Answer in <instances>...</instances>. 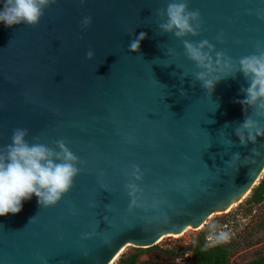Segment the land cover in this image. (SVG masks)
<instances>
[{
	"label": "water",
	"instance_id": "water-1",
	"mask_svg": "<svg viewBox=\"0 0 264 264\" xmlns=\"http://www.w3.org/2000/svg\"><path fill=\"white\" fill-rule=\"evenodd\" d=\"M168 2L56 0L36 26L0 22V147L26 128L30 143L63 139L82 161L56 205L41 207L33 195L19 213L0 216V264H111L126 246L203 226L262 177L264 137L245 147L234 131L245 119L235 101L249 81L241 72L208 94L182 40L158 26ZM188 3L203 25L184 39H207L237 61L264 43V0ZM141 32L140 51H129ZM131 182L140 191L129 210Z\"/></svg>",
	"mask_w": 264,
	"mask_h": 264
},
{
	"label": "clouds",
	"instance_id": "clouds-1",
	"mask_svg": "<svg viewBox=\"0 0 264 264\" xmlns=\"http://www.w3.org/2000/svg\"><path fill=\"white\" fill-rule=\"evenodd\" d=\"M55 2L56 0H3L0 22L9 27L18 24L36 26L44 16V10ZM157 15L160 17L157 23L161 31L174 33L182 40L184 55L198 69L192 72V76L208 94L212 95L216 85L222 80L235 78L238 73H243L250 86L241 87V92L246 94V98L235 102L244 106L245 119L236 125L234 131L241 145L247 147L249 142L256 144L258 137H264V122L254 119L253 115L249 114V109L253 110L256 117L264 118V43L258 42L256 52L237 61L224 51H216L215 45L207 39H184L190 34L199 35L203 25L201 12L191 10L188 0H169L167 7L159 9ZM81 23L82 27L87 28L92 23V17H84ZM146 38V32L139 33L130 42L129 51L139 52L141 41ZM167 54L179 56L173 48H168ZM86 55L88 59H92L95 53L89 50ZM170 65L169 63L163 66ZM186 76L185 72L181 79ZM180 93L182 96L187 95L183 88ZM28 135V129L16 128L13 130L12 142L0 147V216L19 213L23 202L30 200L33 195L38 198L41 207L56 205L74 186L75 178L82 171L78 167L82 162L80 157L74 154L65 140H56V147H50L40 143L39 137H34L36 143H30L26 139ZM251 151L259 154L256 148ZM234 158L240 159V153H234ZM133 167L135 172L132 175L137 180L141 179L138 175L139 167ZM125 187L130 190L129 195L133 198L129 208L131 210V207L137 204L136 194L140 189L134 182L126 184ZM87 235L85 234V237ZM219 239L225 240L227 237L221 234Z\"/></svg>",
	"mask_w": 264,
	"mask_h": 264
},
{
	"label": "rangeland",
	"instance_id": "rangeland-1",
	"mask_svg": "<svg viewBox=\"0 0 264 264\" xmlns=\"http://www.w3.org/2000/svg\"><path fill=\"white\" fill-rule=\"evenodd\" d=\"M249 196L250 193L228 211L211 214L201 228H190L179 237L167 236L155 245L161 248L184 245L200 231L207 229L209 232L205 235V239H207V235L216 230L219 231L217 239L221 234L227 237L222 240V243L232 242L235 244V250L230 256V264H244L255 256L264 254V225H262L264 222V199L260 203L253 204L248 211L249 205L246 200ZM133 249L134 246L129 245L121 253H127ZM148 257H150V252L145 249L140 259ZM116 262L117 259L113 264Z\"/></svg>",
	"mask_w": 264,
	"mask_h": 264
},
{
	"label": "trees",
	"instance_id": "trees-1",
	"mask_svg": "<svg viewBox=\"0 0 264 264\" xmlns=\"http://www.w3.org/2000/svg\"><path fill=\"white\" fill-rule=\"evenodd\" d=\"M264 199V173L258 183L252 188L246 203L248 211L253 204L260 203ZM264 225V222L263 224ZM264 227V226H263ZM209 230L200 231L189 242L180 246L161 248L157 245L150 247H134L132 251L121 253L116 264H230V256L235 250L232 242L208 245L205 235ZM145 249L150 252V257L140 259ZM192 252V262H175V258L185 251ZM154 259V261H152ZM244 264H264V254H259Z\"/></svg>",
	"mask_w": 264,
	"mask_h": 264
},
{
	"label": "built area",
	"instance_id": "built-area-1",
	"mask_svg": "<svg viewBox=\"0 0 264 264\" xmlns=\"http://www.w3.org/2000/svg\"><path fill=\"white\" fill-rule=\"evenodd\" d=\"M218 233L216 230L211 234L207 235L206 242L211 245H216L218 243H222V240L217 239ZM175 262H192V252L190 250L185 251L183 254L179 255L175 258Z\"/></svg>",
	"mask_w": 264,
	"mask_h": 264
},
{
	"label": "bare ground",
	"instance_id": "bare-ground-1",
	"mask_svg": "<svg viewBox=\"0 0 264 264\" xmlns=\"http://www.w3.org/2000/svg\"><path fill=\"white\" fill-rule=\"evenodd\" d=\"M247 195H245V197H246ZM245 197H242V199L243 198H245ZM242 199H240L239 201H241ZM238 202H232V204H231V206H229L226 210H224V211H228V210H230L234 205H236ZM223 211V212H224ZM214 214V213H213ZM211 216V215H210ZM202 227V226H201ZM200 226L198 227V228H201ZM191 227H187L182 233H174V234H165V235H163V236H161L156 242H160L163 238H165V237H167V236H176V237H179V236H181V235H183L185 232H187L189 229H190ZM125 248V247H124ZM124 248H122L121 249V251L120 252H122L123 250H124ZM120 255V254H119ZM118 258V256L117 257H115V259L112 261V263L111 264H113L114 263V261L116 260Z\"/></svg>",
	"mask_w": 264,
	"mask_h": 264
}]
</instances>
